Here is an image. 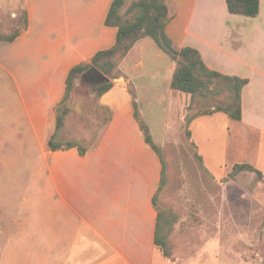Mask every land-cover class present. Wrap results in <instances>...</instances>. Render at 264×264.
Wrapping results in <instances>:
<instances>
[{
    "label": "crops",
    "instance_id": "0c3cea01",
    "mask_svg": "<svg viewBox=\"0 0 264 264\" xmlns=\"http://www.w3.org/2000/svg\"><path fill=\"white\" fill-rule=\"evenodd\" d=\"M113 1L24 0L29 12L27 31L13 43L0 44V51L5 52L4 69L17 88L42 90L34 99L44 106L39 125L47 147L51 137H59L63 129L56 132L54 128L49 136L69 71L116 43L118 29L105 24ZM167 6L172 17L167 33L177 49L196 48L211 70L248 80L242 91L243 117L238 123L246 126L248 135L259 137L248 160L258 169L264 156V0L257 18L231 15L226 0H167ZM143 40L124 59L120 70L136 90L145 121L143 102L161 96L173 101L186 94L171 88L175 62L171 61L168 74L145 62L143 50L138 49ZM163 56L158 53L159 58ZM141 75L149 77L145 85L137 81ZM163 81L166 92L158 89ZM101 104L113 111V117L86 156L76 148L48 149L39 158L45 187L39 190L36 202L43 206L34 208L27 200L22 235L16 236L17 247L21 242L22 248H38V254L34 261L24 258L20 264H173L168 249L171 237L168 258L155 245L158 212L153 201L161 182L162 162L145 142L134 117L129 82L115 84ZM194 138L192 132L193 143ZM208 161L202 160L204 168L215 179L220 178L209 170ZM39 175L41 180V171ZM12 238L5 236L7 247Z\"/></svg>",
    "mask_w": 264,
    "mask_h": 264
},
{
    "label": "rangeland",
    "instance_id": "374dc122",
    "mask_svg": "<svg viewBox=\"0 0 264 264\" xmlns=\"http://www.w3.org/2000/svg\"><path fill=\"white\" fill-rule=\"evenodd\" d=\"M128 1L122 9L124 19L130 17L125 15L132 0ZM26 11L24 0H0V34H12ZM138 49L143 50L146 63L162 67L163 74H168L172 60L153 40H143ZM4 68L5 52L0 51V264H20L24 258L34 261L38 254V248H22L21 242L17 247L16 236L22 235L27 200L34 208L43 206L36 202L39 190L45 187L39 158L48 147L39 125L44 106L34 99L42 90L17 88ZM115 72L121 77L114 85L129 82L133 87L129 76L119 68ZM148 79L141 75L137 81L145 85ZM93 80H77L68 102L71 112L58 141H75L87 148L98 144L111 112L96 98L98 86ZM158 89L166 92V81ZM213 90L205 97L192 98L191 103L190 96L182 95L185 98L177 96L172 101L161 96L141 105L166 165V183L157 205L178 216L168 247L170 260L173 264H264V181L254 173H242L235 180L229 177L235 164L249 163L259 137L248 135L244 124L224 114L187 125L196 113L230 101L228 84ZM54 128L51 125L49 136ZM188 129L195 134L194 143L187 137ZM206 158L209 170L220 178L204 168ZM258 170L264 177V156ZM9 235L15 238L7 247L5 236Z\"/></svg>",
    "mask_w": 264,
    "mask_h": 264
},
{
    "label": "trees",
    "instance_id": "16d2710c",
    "mask_svg": "<svg viewBox=\"0 0 264 264\" xmlns=\"http://www.w3.org/2000/svg\"><path fill=\"white\" fill-rule=\"evenodd\" d=\"M127 2L129 1L114 0L105 22L106 26L118 29L115 45L110 49L97 52L90 62L75 65L69 71L64 96L54 109L56 114L55 131L57 132L64 127L65 119L71 112L68 102L76 89L77 80L84 82L94 78L92 82L98 86L96 98L101 99L113 89V81L121 77L118 72H115L116 69L119 68L120 70L121 63L135 45L146 38L153 40L175 62L176 68L171 82V88L174 91L189 95L192 98L196 96L205 97L214 93L215 90L213 88L216 86L224 83L228 84L231 93L230 101L225 106L196 113L187 120V125H190L199 117L212 116L218 113L226 115L232 121L241 122L243 117L242 91L248 84V80L211 70L205 64L201 53L196 48L183 47L177 49L167 33V27L172 21L167 0H132L125 14L127 16L130 15V17L124 19L122 9L127 5ZM226 3L231 15L257 18L261 12V0H226ZM28 27L29 15L26 11L22 22L19 23L12 34H0V43L15 42L27 31ZM129 92L133 100L134 117L144 134L145 142L155 151L162 162L161 182L153 201L158 212L155 245L168 258L167 241L174 232L178 216L174 211L160 209L157 205V197L166 183V165L161 148L154 142L149 126L141 116L136 90L130 84ZM108 110L111 112V117L107 125L113 117V111L110 108ZM186 134L189 139H192L190 129L187 130ZM74 148L78 149L81 156H86L90 149L75 141L59 142L56 140V134L48 141V149L52 152L67 151ZM242 173H254L261 181H264L263 174L248 163L235 164L229 177L235 180Z\"/></svg>",
    "mask_w": 264,
    "mask_h": 264
}]
</instances>
